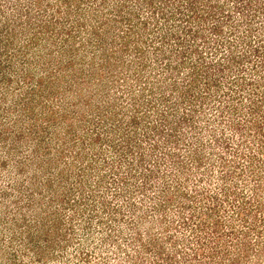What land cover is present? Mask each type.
<instances>
[{
    "label": "rangeland",
    "instance_id": "1",
    "mask_svg": "<svg viewBox=\"0 0 264 264\" xmlns=\"http://www.w3.org/2000/svg\"><path fill=\"white\" fill-rule=\"evenodd\" d=\"M0 264H264V0H0Z\"/></svg>",
    "mask_w": 264,
    "mask_h": 264
}]
</instances>
